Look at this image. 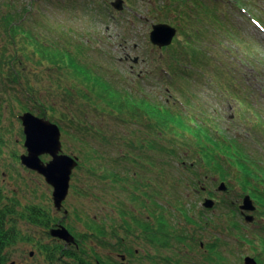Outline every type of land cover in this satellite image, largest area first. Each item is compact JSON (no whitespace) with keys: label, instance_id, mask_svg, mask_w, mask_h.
<instances>
[{"label":"rangeland","instance_id":"obj_1","mask_svg":"<svg viewBox=\"0 0 264 264\" xmlns=\"http://www.w3.org/2000/svg\"><path fill=\"white\" fill-rule=\"evenodd\" d=\"M114 1L0 0V23L11 15L16 19L13 25H18L17 35L8 37L0 24V209L9 206L12 211L9 217L16 221L21 238H24L8 247L10 261L15 264H48L36 246L58 243L47 235L46 228L23 220L21 214L26 206L48 208L57 218L64 217L63 211L57 212L53 206L51 186L20 163V155L27 153L19 119L25 112L61 124L65 130H62L61 137L63 152L80 160L81 166L72 175L70 192L64 204L69 212L66 222L79 234L88 233L87 220L100 221L108 213L115 216L114 223L119 222L113 212V198L118 196L115 191L111 194L108 188L113 183L109 172H112V160L131 157V149L126 143L138 136L157 142L166 150L178 148L179 161L182 159L184 164L171 159L173 157L168 154L169 162L164 166L169 177L168 202L173 206L178 199L177 204L181 201L193 218L203 216L201 199L190 193L186 182L177 176L194 170L214 177L217 186L219 173L213 167H206L209 166L206 147H213L206 141L208 126H211L212 136L217 135L215 129L223 130L228 139L240 140L264 160V0H124L122 12L111 6ZM197 16L200 20L196 19ZM157 24L181 28L177 41L164 51L150 42L153 26ZM190 38L195 39L192 46L186 42ZM83 46L87 47L84 52H78L77 47ZM193 47L195 56L192 62L189 51ZM197 52L199 61L196 60ZM126 55L139 58L141 62L134 66L125 61ZM14 59L12 67L10 62ZM176 59L178 64L174 62ZM78 65L98 73L116 89H129L140 75L148 78L147 90L157 93L161 90L159 79H163L171 103L178 100V113L192 115L188 116L189 120L180 119L185 130L188 121L193 123V116L198 118L194 123L196 129L188 128L190 131L184 134L179 128L174 129L175 132L168 130L165 137L158 139L157 132L146 127L132 138V128L137 130L139 125L131 123L132 119H129L133 117L129 111L122 109L111 115L115 107L95 95L96 91L83 81V70ZM16 76L19 79L14 82ZM171 83L173 86H169ZM204 117H209L210 121ZM121 118L127 122L123 123ZM176 134L184 138L178 140ZM115 137H119V142L114 140ZM177 141L188 144V147L177 144ZM143 153H149V150H143L141 156ZM156 153L160 156L157 150ZM151 154L154 156L155 152ZM41 159L47 162L50 157L43 155ZM191 164L193 167L189 169ZM222 165L227 171L223 173L226 178L223 181L228 191L216 190L215 193L217 204L212 210L213 224L210 227L216 234L209 237L194 223L177 219L179 212L168 206V221L175 228L173 232H177L173 237H181L186 243L183 245L181 241L173 240L159 247L158 252L169 261L180 256L187 264H202L205 245L219 238L226 241L220 217L225 216L231 204L236 207L241 201L243 191L237 182L243 169L234 164L229 167L226 160ZM131 168L128 161H124L119 164L117 172L123 176L129 169V174L133 175ZM135 170L140 172L138 167ZM103 175L105 180L101 179ZM114 187L121 190L119 197L130 204L131 190L126 189L123 181ZM131 212L136 216L138 210L131 209ZM201 221L200 226H203L205 221L203 218ZM122 234L121 229L119 236ZM110 241L119 249L116 240ZM87 246L96 247L104 258L116 259L117 249L99 247L94 243ZM221 247L218 245L215 250L222 254L231 253L232 264H243L242 255L238 251L232 252L235 245L231 244V251H222ZM138 250L139 253L133 255V263L147 264L142 259L143 252L140 248ZM30 252H33L32 256Z\"/></svg>","mask_w":264,"mask_h":264},{"label":"flooded vegetation","instance_id":"obj_2","mask_svg":"<svg viewBox=\"0 0 264 264\" xmlns=\"http://www.w3.org/2000/svg\"><path fill=\"white\" fill-rule=\"evenodd\" d=\"M126 61H131L130 55H126ZM141 81L143 82V80ZM116 99V110L120 111L126 109V111H129L130 116L133 117L129 119H132L131 123L133 124V122H135L139 125L137 130L131 127L132 138L135 134L143 132L146 127L150 129L151 132H157L158 139L162 136L165 137L167 131L166 115L169 101L164 95L146 93L145 88L141 87L140 83L134 84L130 87L129 93L117 95ZM137 139H139V141H137ZM114 140L119 142V137H115ZM127 144L134 155V157L128 160L129 165L132 166L130 170L133 171V175L127 173V171H129V169H127L126 173L123 176H120L117 172L119 171V164L125 160H112V173L110 176L113 183L110 187L108 186V188L111 189V194L115 191L118 196L115 199L113 198V203H115L113 211H117L118 209V211L121 212V215H118V223L110 224H114L113 226L118 230V234L81 240V243L87 241L95 242L99 247L104 244H111V239L116 240L115 243L120 247L116 259L114 257L112 259L108 258L107 260H104L103 255L100 253H96L93 259H89L87 255H82V257L84 256V258L87 261H90L91 264H134L133 251L135 254H138V249L140 248L143 252L142 259L145 260L147 264H187L185 262L186 259H183L180 256L175 261H169V259L163 256L161 252H158V250H161V248H159L160 246H166L170 242H173V240L175 242L181 241V244L186 245V243H183L184 239L181 237H175V239L169 237V232L171 234L177 232H173L175 228L170 225L167 216L169 193L167 190V184L169 177L164 169V166L167 165L168 161L166 147L161 148L157 142L150 139L143 140L140 136L129 140ZM143 150H149V153H143V156H141ZM156 150L159 152L160 156L157 155ZM152 151L155 152L154 156L151 154ZM136 167H138L140 172L135 170ZM103 177L104 175L102 176V180H104ZM177 178L189 179L194 182L189 183L188 186H190V193H198L197 195L200 196L201 199L199 201L200 203L205 197L214 198L216 187V179L214 177H211L208 174L198 173L177 176ZM121 180L126 189L129 188L131 190V194L128 196L130 204L128 202V204H126V202L119 197L121 190L119 191L114 187L115 184ZM196 186H199L200 189L197 190L195 188ZM105 190L106 189L104 188L103 191ZM107 193L109 194V190ZM101 201H104L103 197H101ZM131 209L133 211L138 210L136 216H134V212H131ZM64 210L66 209L63 208L62 211ZM176 211L179 212L177 219L183 218L185 223L193 221L196 226L202 228L203 231H206L209 237L216 234V231L212 230L210 227L213 224L212 210H207L201 207L203 216H197L195 218L192 217L193 215H190L189 209L184 214L182 206L180 209H176L175 212ZM239 214L243 217L241 211H239ZM254 216L255 221L250 224L245 221H228L222 224L224 227L222 235L225 236L224 238L226 241H223L221 238L216 239L215 236H213L217 241L214 240V243L212 242L205 245L206 254L201 255L203 258L202 264H232L231 253L222 254L219 249L220 253L215 250L219 245V248L222 246V251H231V244L236 246L232 252L238 251V253L242 255L243 264L246 255L253 257L256 260V264H264V180H262L257 191L256 211L254 212ZM201 218L205 221L203 226H200ZM65 222V218L58 219V222H52V225L49 228H54L59 225L68 227ZM109 223L106 226L107 233L110 228L112 229V227L109 226ZM121 229L123 230V234L122 236H119V231ZM233 234L236 236H232ZM115 235H117V237H115ZM53 240L59 242V240ZM60 244H62V242ZM139 245L144 247L142 248ZM48 246H53V244H37L36 246L40 253L42 251L41 256H44L43 260L47 261L48 264H75L77 262L80 264V260L76 259L78 254L74 257H68L60 253L56 255L54 260L50 259L51 257L47 252ZM63 246L64 250L77 251L78 253H82L83 250L81 244L67 245L63 242ZM134 246H137L138 248L134 249ZM201 246L203 247L204 243L201 242ZM154 249H156L155 253ZM245 251L250 252L244 255L243 252ZM85 259L81 260L85 262Z\"/></svg>","mask_w":264,"mask_h":264},{"label":"trees","instance_id":"obj_3","mask_svg":"<svg viewBox=\"0 0 264 264\" xmlns=\"http://www.w3.org/2000/svg\"><path fill=\"white\" fill-rule=\"evenodd\" d=\"M13 21H16V19L11 15H8V18L2 19L1 20L2 23H0L2 24L1 28L5 29V31L7 32L6 36L8 37H13L15 34L17 35L18 25H13ZM11 33L13 35H11ZM77 51L83 53L84 47L83 48L77 47ZM194 56L195 55H193V57ZM15 60L16 59H14V61ZM72 60L75 62V59L72 58ZM74 62L72 64H74ZM13 63H14L13 60H11V64ZM78 66L83 70L82 72L83 78L88 82H92L96 84L95 91L98 92V95L101 97V99L106 101L107 105L109 104V106L114 107L117 102L116 95H119L121 93H127L121 89L114 88L112 84L108 83L104 79H99L98 81L96 80V78L92 79V76L89 73H87L85 67H81L80 65ZM178 117L179 116L172 113L170 109L167 110V128H168L167 131L169 130L170 132H175L172 125L179 126L178 128L181 129L182 134H184L185 131H190L187 129L191 127H187V129L185 130L186 126L182 124V120L178 119ZM220 134L216 135V137L213 138L209 133H206V140L208 142L213 143L212 149L206 147L209 151L207 157L209 166H213L214 169L217 170V172L220 173L221 175H223L224 173L223 172L224 167L222 165V161L224 160H226L228 165L230 166L232 164L240 166L243 169V173H241L242 175L239 180L241 188H243L244 190L249 189L253 194H255L257 189V184L260 181V176L261 174H264V163L261 160H259L260 155H255L252 152H250L245 147V145L238 139H231V138L228 139L226 137L225 132H221ZM194 135L196 137H199V135L196 132H194ZM176 136H179V134H176ZM182 138H184V136L180 135L178 140H181ZM177 144H180L181 146L185 147V143L183 144L180 141H177ZM167 152L169 156L177 157L178 148L176 147L170 148L169 150H167ZM11 213L12 211L7 205H5L3 208L0 209V264H11L8 247L14 244L19 239H24L21 238L20 231L16 226V221L12 220L9 217V214ZM21 217L27 223L42 226L46 229L47 228L49 229V227L52 225V222L57 221L56 218H53L49 209L36 205L26 206L22 211ZM90 222L91 223L88 224L87 226L88 229L93 232L92 233L93 237H96L97 231L101 232L102 233L101 235L104 236L107 235L105 228L104 227L101 228V225L99 224L97 225L95 219H92ZM47 235L49 236V232H47ZM47 248H48L47 252L51 257L50 259L54 260V258H56V255L60 253L68 257H74L78 254V257H76V259L80 260V264H91V262L87 261L84 258V256L82 257V254H85L83 250L82 253H78L77 251L64 250V246L57 243H54L53 246H48ZM81 259L83 260L85 259V262L82 261ZM75 264H79V263L77 262Z\"/></svg>","mask_w":264,"mask_h":264},{"label":"water","instance_id":"obj_4","mask_svg":"<svg viewBox=\"0 0 264 264\" xmlns=\"http://www.w3.org/2000/svg\"><path fill=\"white\" fill-rule=\"evenodd\" d=\"M112 5L115 9L121 11L123 10L124 1L116 0ZM175 34L176 30L171 26L160 24L153 27L150 38L154 45L164 47L172 43ZM138 61L139 59H136V62ZM19 118L22 122L25 135L24 145L27 149V154L20 156L21 163L44 176L46 182L53 187V201L55 207L60 210L68 196L71 175L78 166V158L63 153L61 131L56 124L30 112L20 115ZM45 154L52 157V160L46 164L41 160V156ZM218 189L224 191L226 185L222 182ZM213 205L212 200L204 202L206 208H211ZM241 209L245 211L255 209L249 196L244 197ZM246 220L250 222L253 217L247 216ZM50 233L53 237L60 238L68 243L74 242V237L64 227L55 228ZM245 264H255V260L247 257L245 258Z\"/></svg>","mask_w":264,"mask_h":264}]
</instances>
